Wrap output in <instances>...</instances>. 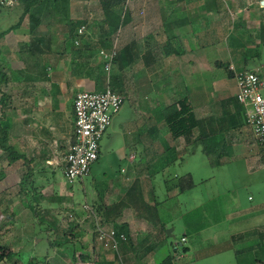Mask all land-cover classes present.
I'll use <instances>...</instances> for the list:
<instances>
[{"label": "crops", "instance_id": "crops-1", "mask_svg": "<svg viewBox=\"0 0 264 264\" xmlns=\"http://www.w3.org/2000/svg\"><path fill=\"white\" fill-rule=\"evenodd\" d=\"M52 1L41 11L47 18L40 16L44 20L35 28L36 37L50 39L47 45H40L46 48L39 56L38 73L29 72L20 53L21 45L31 41L29 22L24 24L29 21L27 17L0 42L4 43L0 45V66L7 76L5 87L9 91L3 93L11 97L16 116L12 119L16 123L15 134L10 126L9 141L28 162L13 163L21 162L23 167L27 164V173L30 170L34 175L42 168L55 175L53 166H61L63 173L60 160L73 141L74 98L81 91L105 89L107 74L99 51L114 47L117 56L110 72V86L125 97L124 103L129 101L131 111L126 118H113L110 132L119 134L129 151L109 152L93 204H127L129 207L113 224L126 225L129 239L121 243L117 253L95 256L96 242L92 238L83 246L84 256L89 259L81 262L160 264L174 254L175 241L170 243V252L164 249L169 245L166 238L172 237L165 233L168 224L176 218L184 220L187 212L180 207L179 199L185 192L180 189L179 179L188 176L194 184L195 180L191 166L183 175L169 173L162 178L164 193L157 195L155 182L159 174L173 165L189 162V156L203 155L216 171H245L254 182L264 179V150L246 125L243 107L236 98L237 84L227 68L233 62L238 69L258 71L264 81V67L249 66L262 55L264 8L258 1L253 7H244L245 0H230L232 12L219 0H128L129 7L126 0L129 21L108 42H100L98 34L92 32L104 18L98 0L101 15L93 25L89 0H67L59 8L63 16L55 14ZM70 20L84 21L87 34L71 41ZM181 101L187 102L197 121L188 139H174L163 117L166 108L178 106ZM261 191L263 199L236 210L238 215L231 214L228 206L211 204L213 213L219 214V226L208 220L200 226H188L183 234L187 242L181 248L188 251L182 257L198 249L197 258L202 259L215 247V253L229 252L239 264H252L248 250L257 248L260 240L249 233L264 228V189ZM237 193L231 204L239 201ZM142 202L157 209L159 225L134 210ZM225 212L226 216L222 215ZM242 218L248 222L246 228L234 231L230 225ZM205 245L209 247L203 248ZM256 258L261 259L260 255ZM261 261L259 264L264 263V259ZM174 264H184L183 258L175 259Z\"/></svg>", "mask_w": 264, "mask_h": 264}, {"label": "rangeland", "instance_id": "rangeland-1", "mask_svg": "<svg viewBox=\"0 0 264 264\" xmlns=\"http://www.w3.org/2000/svg\"><path fill=\"white\" fill-rule=\"evenodd\" d=\"M89 1L88 5L90 10H92L94 18V21H92L93 25L100 17L101 12L96 0ZM236 1L239 2V0ZM256 1L258 0H245L244 7H253ZM219 2L223 6L229 7V10L232 12L230 0H219ZM128 5L129 2L127 0ZM236 5H239V3H236ZM18 6L19 0H17L16 7L9 9V12L0 8V32L17 23L20 16ZM38 15L40 22H43L46 15L41 12ZM40 16H43L44 19H40ZM27 18L29 19L28 16ZM28 22V31L30 32L32 24L30 19L29 21L26 20L24 24ZM38 25H35L34 28H37ZM260 50L262 51L261 57L254 58L249 63L250 67H253V65L264 67V46ZM108 77L112 84V73ZM108 77L105 75L106 83ZM1 92L9 91L3 85ZM13 99V104L16 105L15 94H13ZM12 107L11 104V108L7 110L6 118L1 120L4 123L8 122V125L13 127L15 134L16 123L15 121L12 122V119L15 120L16 116L15 108L13 109ZM130 107L129 101L124 103L120 112L114 117V120L117 116L122 118L128 117L131 111ZM10 109L14 110L13 114ZM0 118H2L1 112ZM111 125L100 141L101 156L92 165L91 173L69 184L64 178L61 166H53L56 171L55 175L52 176V171H48L46 175L50 180L47 183L44 182L45 184L42 182L44 184L41 189L42 196L36 200L33 199L30 190H28L31 185L27 187V194H22L20 191V183L23 175L27 174L29 167L26 164L23 167L21 162H11L10 158L3 156L0 149V172L3 173V175H0V243L6 252L17 253V256L12 261H2L0 264H29L31 259L36 264H82L79 257L84 256L86 253V250L83 251V246L88 244L92 238H95L97 227L100 225V218L95 216L93 203L99 191L97 185L103 178L102 172L105 168L104 162L106 157L109 152L118 149H124L126 152L129 151L125 149L124 141L119 134H111ZM13 145L17 147L16 144ZM189 157V162L186 161L182 165H173L168 168L167 172L159 174L156 177L155 189L157 195L164 193L162 190V178L169 175V173L176 172L183 175L188 171L187 168L191 166L195 180V188L192 191L185 192L179 199L180 203H182L180 205L181 210L183 212L187 211L184 220L176 218L168 224L169 228L167 230L174 229V232H172L171 238H166L169 242V245L164 247L167 251L166 253L170 252V243L172 241H175V243L181 242L188 226H200L207 223V220L212 223L211 225L219 226V214L213 213L214 207L211 204L228 206L231 214H233L236 210L239 211V209L256 205L263 199L261 197L263 191L261 190L264 189V179H260L259 182L255 181V183L245 171H236L233 174L227 171L228 169L216 171L210 166L205 156L195 155ZM39 179L37 177L38 184L41 183ZM246 183H249V187L246 186ZM235 192H238L240 203L239 201H235V204H231L232 198L235 197ZM210 198H214V200L211 201ZM249 198L253 201H250ZM33 206H37V216L32 212L31 207ZM239 213L235 214L238 215ZM222 215L226 216V212L225 214L222 213ZM227 223L225 222L224 224ZM247 223L242 218L230 225V227H233L234 231L244 230ZM251 223L249 224L251 225ZM219 240L221 241L222 239ZM208 247L209 245H205L203 248ZM95 248V256H99L102 252H108L102 251L97 246ZM215 249L214 247V252L204 254L202 259L197 258L200 256L197 249L195 252L188 253L186 257H182L183 262L184 264H239L229 252L215 253ZM254 251L257 254L256 257L260 255L261 259H264V255L259 253L256 248Z\"/></svg>", "mask_w": 264, "mask_h": 264}, {"label": "trees", "instance_id": "trees-1", "mask_svg": "<svg viewBox=\"0 0 264 264\" xmlns=\"http://www.w3.org/2000/svg\"><path fill=\"white\" fill-rule=\"evenodd\" d=\"M67 0H53L52 3L54 4L53 11L55 14L57 13L60 16L63 14L59 13L60 6L65 3ZM100 7L103 13V20L98 24L97 30L92 28V32L97 33L100 39V42H108L110 37L116 33L119 28L125 25L129 21V13L128 10L125 9L126 0H98ZM49 5V0L41 1V0H19L18 11L20 13L19 20L16 24L11 25L6 30L0 32V40L3 39L8 33L12 32L13 30L19 28L21 26L22 21L28 16L30 21L32 22L30 27V34H31V41L29 43H24L20 47L21 58L25 64H27V69L30 70L29 72L38 73V68H40V55L44 52L46 45L48 44V39H44L43 37H36L35 36V25H37L40 20L38 19V14L43 11ZM0 8L9 12V8H4L0 5ZM12 12H15L11 10ZM11 12V13H12ZM84 21H69V39L75 40L78 36V27H80ZM41 44H46L43 48L40 47ZM108 46V45H107ZM128 48H126V51ZM119 57V56H118ZM118 59V58H117ZM30 65V67H29ZM32 65V66H31ZM127 65V64H126ZM124 66H121L123 69ZM39 75V74H38ZM37 76V74H36ZM7 76L0 66V112L2 114V118H0V149L2 150L3 156L10 158L11 162H16L19 160L26 161V157L10 145V126L7 123L2 121L7 116V110L10 108L11 104V97L6 93L1 92V87L7 84ZM163 117L166 120L168 125L169 131L174 139L184 137L188 139L193 129L197 125V121L193 114L192 109L187 104L186 101L179 102V105L176 104L170 105L163 111ZM2 119V120H1ZM27 165V164H26ZM47 173L44 171V168L40 169L37 174H33L29 172L23 177L20 183V191L22 194H27V187L31 185L30 192L34 200L42 196L41 189L43 185L49 182V178L46 175ZM0 175H3L0 172ZM54 176V173H52ZM37 177L41 180V183H37ZM44 184H43V183ZM179 186L182 192H188L194 189L195 184L192 179L188 176H183L179 179ZM129 207L125 203H116L110 206L105 205L101 202L97 206L94 204L95 216L99 217V224L98 227L108 228L107 225H114L112 229H115L118 233H124L128 237V229L126 225H116L113 224L115 220L120 216V213L123 209ZM134 210L139 214L141 217H147V219L152 222L153 225L160 224V218L157 213V209L150 207L146 203H140L133 207ZM32 212L35 216H37V206L31 207ZM143 212V213H142ZM97 227V228H98ZM263 231V232H262ZM255 230L252 234L249 233V236H258L259 237V244L257 245L256 250L259 253L264 252V228L263 230ZM129 239V237H128ZM184 244H182V247ZM255 249L251 248L248 250L250 252V258H252V264L261 263V259H255ZM188 248L184 247L182 253H186ZM17 256L16 252H6L5 248L0 243V262L2 261H12ZM88 257L80 256L79 260L82 262L88 261ZM175 256L174 254L168 255L160 264H174ZM255 261V262H254ZM29 264H36L33 259L29 261ZM93 264H99L98 262L92 261ZM48 264V263H44ZM250 264V263H249Z\"/></svg>", "mask_w": 264, "mask_h": 264}, {"label": "built area", "instance_id": "built-area-1", "mask_svg": "<svg viewBox=\"0 0 264 264\" xmlns=\"http://www.w3.org/2000/svg\"><path fill=\"white\" fill-rule=\"evenodd\" d=\"M258 3L264 8V0H258ZM0 5L12 9L16 7L17 0H0ZM87 32L86 25L78 29L79 37L85 36ZM79 43L78 40L75 41L76 45ZM99 56L108 77L117 50L114 47L110 50L101 49ZM227 68L236 81V98L243 107L246 125L252 131L257 144L264 150V81L258 71L238 69L233 62ZM106 85L103 91H81L74 98L73 141L61 160L63 175L69 184L89 175L92 165L99 159L100 141L124 105L125 97L113 91L109 77ZM127 241V235L118 233L115 229L98 227L96 230V246L102 251L117 253L121 243ZM185 242L186 238L183 237L181 242L174 244L176 260L182 258L181 248Z\"/></svg>", "mask_w": 264, "mask_h": 264}, {"label": "water", "instance_id": "water-1", "mask_svg": "<svg viewBox=\"0 0 264 264\" xmlns=\"http://www.w3.org/2000/svg\"><path fill=\"white\" fill-rule=\"evenodd\" d=\"M166 233H167V236H169V237L172 236V230H167Z\"/></svg>", "mask_w": 264, "mask_h": 264}]
</instances>
